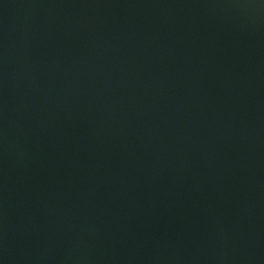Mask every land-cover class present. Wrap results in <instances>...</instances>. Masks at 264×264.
Returning <instances> with one entry per match:
<instances>
[{
  "label": "water",
  "instance_id": "95a60500",
  "mask_svg": "<svg viewBox=\"0 0 264 264\" xmlns=\"http://www.w3.org/2000/svg\"><path fill=\"white\" fill-rule=\"evenodd\" d=\"M0 264H264V0H0Z\"/></svg>",
  "mask_w": 264,
  "mask_h": 264
}]
</instances>
